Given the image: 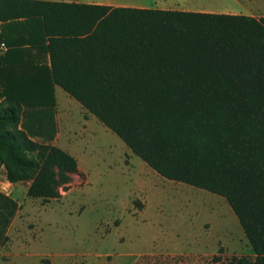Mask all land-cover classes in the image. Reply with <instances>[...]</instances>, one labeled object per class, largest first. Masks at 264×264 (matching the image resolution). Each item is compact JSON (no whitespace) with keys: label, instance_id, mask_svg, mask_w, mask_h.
<instances>
[{"label":"trees","instance_id":"1","mask_svg":"<svg viewBox=\"0 0 264 264\" xmlns=\"http://www.w3.org/2000/svg\"><path fill=\"white\" fill-rule=\"evenodd\" d=\"M1 44L0 64L32 51L50 64L0 92L7 182L50 200L78 174L22 129L25 106L51 115L54 84L159 176L224 198L254 254L238 264H264V18L0 0ZM18 208L0 193V247Z\"/></svg>","mask_w":264,"mask_h":264},{"label":"rangeland","instance_id":"2","mask_svg":"<svg viewBox=\"0 0 264 264\" xmlns=\"http://www.w3.org/2000/svg\"><path fill=\"white\" fill-rule=\"evenodd\" d=\"M100 1L172 7L163 0ZM27 72H34L27 54L19 67L0 64V92L12 76ZM56 90L48 117L45 108L24 107L22 129L33 123L31 139L71 155L78 174L59 188L58 198L32 199L26 196L29 182L9 184L0 164V193L19 206L6 230L8 241L0 247V264L253 262L251 246L224 198L162 178L79 103Z\"/></svg>","mask_w":264,"mask_h":264},{"label":"crops","instance_id":"3","mask_svg":"<svg viewBox=\"0 0 264 264\" xmlns=\"http://www.w3.org/2000/svg\"><path fill=\"white\" fill-rule=\"evenodd\" d=\"M40 1L134 8L128 5H119L116 3L103 2L100 0H40ZM163 1H164L163 3L164 5L166 4L172 5V7L170 8L162 7L160 10L224 14V15H242L254 19L264 18V0H163ZM135 8L146 9L143 7H135ZM28 55L31 56V59L34 62V72L36 71L35 66L44 65L49 69L50 64L47 55L45 56L44 54H39L36 51L30 52L28 53ZM52 86L54 91V100L56 101V95L58 93L56 88H60V87L54 84ZM64 97L70 100L69 99L70 97L67 94Z\"/></svg>","mask_w":264,"mask_h":264},{"label":"built area","instance_id":"4","mask_svg":"<svg viewBox=\"0 0 264 264\" xmlns=\"http://www.w3.org/2000/svg\"><path fill=\"white\" fill-rule=\"evenodd\" d=\"M0 51H1L2 53L6 52V46H5L4 44H1V45H0Z\"/></svg>","mask_w":264,"mask_h":264}]
</instances>
